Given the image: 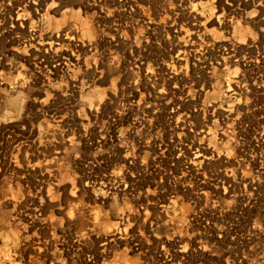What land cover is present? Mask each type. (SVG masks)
Listing matches in <instances>:
<instances>
[{"label":"rangeland","instance_id":"obj_1","mask_svg":"<svg viewBox=\"0 0 264 264\" xmlns=\"http://www.w3.org/2000/svg\"><path fill=\"white\" fill-rule=\"evenodd\" d=\"M0 264H264V0H0Z\"/></svg>","mask_w":264,"mask_h":264},{"label":"bare ground","instance_id":"obj_2","mask_svg":"<svg viewBox=\"0 0 264 264\" xmlns=\"http://www.w3.org/2000/svg\"><path fill=\"white\" fill-rule=\"evenodd\" d=\"M201 3V2H200ZM202 7H205V6H202ZM202 9V8H201ZM202 12V11H201Z\"/></svg>","mask_w":264,"mask_h":264}]
</instances>
